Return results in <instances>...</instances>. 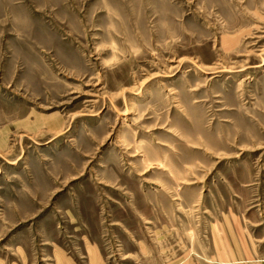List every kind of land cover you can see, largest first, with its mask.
<instances>
[{
	"label": "rangeland",
	"instance_id": "obj_1",
	"mask_svg": "<svg viewBox=\"0 0 264 264\" xmlns=\"http://www.w3.org/2000/svg\"><path fill=\"white\" fill-rule=\"evenodd\" d=\"M0 264H264V0H0Z\"/></svg>",
	"mask_w": 264,
	"mask_h": 264
}]
</instances>
